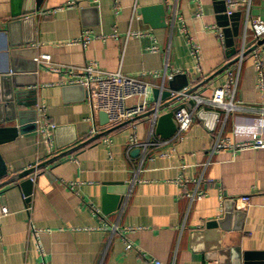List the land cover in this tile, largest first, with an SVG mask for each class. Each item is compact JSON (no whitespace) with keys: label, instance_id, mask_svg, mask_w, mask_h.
<instances>
[{"label":"crops","instance_id":"0c3cea01","mask_svg":"<svg viewBox=\"0 0 264 264\" xmlns=\"http://www.w3.org/2000/svg\"><path fill=\"white\" fill-rule=\"evenodd\" d=\"M23 2L0 0V33ZM157 4L164 14L160 26H151L140 9ZM35 6V0H27L25 7ZM38 8L32 23L13 30L6 41L18 44L24 61L35 56L36 71L21 73L16 89L30 91L25 100L35 98L37 116L42 105L55 126L48 130V144L42 133L28 128L0 142L8 174L40 162L56 146L64 149L74 139H87L93 126L101 131L120 123L100 127L95 98H87L84 87V94L73 89L77 84L69 82L64 69L41 65V54H49L60 67L94 62L101 71L136 77L148 84L146 97L153 102V88L181 91L232 59L251 20H264V0H251L248 6L237 0L236 24L225 14L224 0H41ZM234 27L235 53L228 56L225 31L233 33ZM85 30L90 33L86 43L71 42ZM188 36L200 48L199 69ZM2 44L0 36V65ZM226 80L224 70L196 92L209 96ZM255 82L247 55L235 91L244 109L231 112L224 123L222 109L202 105L182 140L158 144L162 139L154 129L151 134V117H141L77 149L67 161L58 159L52 169L31 174L29 195L16 183L0 188V210L8 209L0 214V264H150V259L162 264H264V145L209 154L220 130L232 140L264 137V98ZM108 88H102V104ZM200 109L217 117L206 113L199 118ZM133 134L139 143L152 139L156 144L145 151L131 146ZM200 176L211 182H199L204 195L188 204L183 193L194 189ZM177 179L185 180V187ZM108 186L115 190L105 192ZM105 195L120 200L116 204ZM243 195L250 196L246 208L235 201ZM225 206L232 212L223 227L207 226L224 219Z\"/></svg>","mask_w":264,"mask_h":264},{"label":"built area","instance_id":"2783aa9c","mask_svg":"<svg viewBox=\"0 0 264 264\" xmlns=\"http://www.w3.org/2000/svg\"><path fill=\"white\" fill-rule=\"evenodd\" d=\"M244 1L248 6L251 0ZM224 2L226 6L225 14L229 16L235 12L237 0H224ZM198 13H200V9ZM262 38H264V20L260 18H254L251 20L250 31L248 32L245 29L243 34L241 35L235 53L236 60L225 70L227 73L226 82L220 86L215 87L211 95L209 96H203L196 92L197 90L186 95V98L193 100V106L190 110L186 109L185 107H180L173 113V118L177 123V130L171 137L159 140L157 142L158 144L182 140L183 134L185 133V131H187L193 121L195 111L202 105L216 109H222L224 112L222 119L223 123L231 112L233 113L243 110L244 106L235 99V91L238 72L240 70L243 59L247 55H250L255 70L256 88L259 91L261 97L264 98V42L255 46L250 52L246 54L247 48L254 45ZM89 39L90 33L88 30H85L78 38L73 39L71 42L84 44ZM186 41L190 46V51L194 58L195 65L199 69L200 48L195 42L192 41L189 36L187 37ZM149 50L156 51L157 47L151 46ZM38 62L43 66H47L53 71H60L64 69L70 76L69 82L82 85L86 89L87 98H89L91 101L95 98L96 109L104 110L107 113L111 123L121 122L136 117L137 115L146 112L148 109L156 105L155 103L150 102L146 97L148 84L136 77L125 75L121 72L101 71L97 69L94 62L86 63L84 66L79 68L60 67L53 62L49 54H41L38 58ZM168 78H172V75H169ZM104 86L109 87L107 96L108 99L105 104H102L100 102L99 96L102 93V88ZM185 89L186 88H184L183 90ZM181 91H178V93ZM38 108L39 115L35 120V130L43 134V140L48 144V130L50 128H53L55 125L53 123H50L46 119L44 107L41 105ZM150 117L152 123V134L157 115L152 114V116ZM97 131V128L93 126L90 129V134L92 135ZM130 144L131 146H140L143 151H145L148 146L154 145L156 143L152 139H148L145 142L139 143L136 141V137L133 134L130 137ZM263 145L264 137H260L257 134H252L245 139L236 138L235 140H232L229 137L222 136L220 130L213 140V143L209 150V154L211 155L221 149L229 148L232 150H240L245 148L259 147ZM201 181L211 182V179L203 178L202 176H200L196 181V186L194 187V189H186L184 191L183 196L187 198L188 204L203 197L204 192L198 187V184ZM177 182L180 186L185 187V180L177 179ZM235 201L240 203L241 208H246L248 205H250V196L243 195L238 199H235ZM7 213V207H1L0 214L4 215ZM130 246V244H127L128 248ZM150 264L162 263L158 259H150ZM207 264H213V261H208Z\"/></svg>","mask_w":264,"mask_h":264},{"label":"water","instance_id":"95a60500","mask_svg":"<svg viewBox=\"0 0 264 264\" xmlns=\"http://www.w3.org/2000/svg\"><path fill=\"white\" fill-rule=\"evenodd\" d=\"M26 2L27 0H24L23 8L11 12V18L5 22L6 28L2 29L0 33V36H2L3 39L2 45L5 49V59L2 65H0V142L3 139H8L10 137L16 136L18 133H24L27 128L32 131L36 129V99L32 98V100L26 101V93H29L30 91L27 92L24 90L16 89L21 85L19 83L21 73L36 71L37 67L35 65V56L30 61H24L19 57L22 51L16 48L18 44L11 39L9 41H6V36H10L11 38V33L13 30H17L21 26L25 27L26 25L32 23V21L34 20V13L38 11L41 0H35L36 6L34 8H26ZM140 12L143 17L148 20L151 26L161 25V19L164 14L162 5L157 4L146 6L140 9ZM237 15L238 13L234 12L227 17L235 21L234 23L236 24ZM225 17L226 16L224 15V18ZM223 24L224 23H222L221 25ZM232 34H236V27H234L233 33H231V31H225V45L227 47L228 56L235 53ZM33 41L34 40L32 39L30 40V42ZM263 42L264 38L247 48L246 54L250 52L255 46ZM235 60L236 57L234 56L232 59H229L228 61L223 63L219 68L202 79L200 82L193 86L187 87L185 90L179 93L178 91H175L176 93H174V89H172V87L169 88L163 85L161 87L153 88L152 101L156 105L148 109L146 112L128 120H124L116 125L109 126L101 131H97L83 141L76 142V139H74L73 141H70L68 144H66V147L64 146V149H62L63 146H56L55 149H52L49 155L45 157V159L41 160L38 163H35L34 165L26 169L8 174L6 166L0 157V188L8 184L16 183L17 186L22 189L24 195H29L33 184L32 180L29 177L31 174L45 168L52 169L53 166H51V164H53V162L57 161L58 159L64 158L61 162L67 161L68 155L72 154L77 149L102 136L107 135L112 130L129 124L141 117L152 116V114H156L157 117L154 124V133L161 139H167L171 137L177 130V123L173 118V113L180 107H185L186 109L190 110L194 104L193 100L186 98L185 96L196 91L204 84L208 83L214 76L226 70ZM73 87V89L82 91V93L84 94V88L82 85L77 84L73 85ZM64 88L68 87L65 86ZM180 99H183L184 101L173 105ZM164 108H167V110L159 113V111ZM206 113H212L214 117H217L216 112L205 111L204 109L198 110L196 112V116L202 118ZM96 118L97 123L100 127L110 123L107 113L102 109H97ZM136 151L139 152V149L136 148ZM104 185H111V183H104ZM113 190H115V188L110 186L105 187V192L107 191V193L113 192ZM119 193H122V191L120 190ZM104 198L105 200L113 199L116 204H118L120 200L119 195L118 197L105 195ZM231 212L232 208L230 206H225L223 213L224 219L218 218L215 220H210L208 221L207 226H215L217 224H220V226L223 227L222 224L231 215Z\"/></svg>","mask_w":264,"mask_h":264}]
</instances>
